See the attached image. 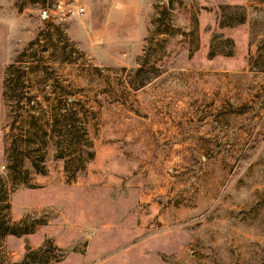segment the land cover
<instances>
[{
    "label": "rangeland",
    "instance_id": "1",
    "mask_svg": "<svg viewBox=\"0 0 264 264\" xmlns=\"http://www.w3.org/2000/svg\"><path fill=\"white\" fill-rule=\"evenodd\" d=\"M263 37L264 0H0V177L10 219L40 222L0 259L50 241L53 264H264ZM71 110L84 172L56 129L46 174L11 183L12 136Z\"/></svg>",
    "mask_w": 264,
    "mask_h": 264
},
{
    "label": "trees",
    "instance_id": "2",
    "mask_svg": "<svg viewBox=\"0 0 264 264\" xmlns=\"http://www.w3.org/2000/svg\"><path fill=\"white\" fill-rule=\"evenodd\" d=\"M241 22H244V18H242ZM248 64H250L252 71L264 73V37L255 44L254 56L249 58ZM6 75L10 78L9 80L13 78L11 80L13 82L12 85L17 87L21 76L9 73V70ZM4 86H7V81L4 82ZM21 92L20 95L23 94ZM6 95L7 93L4 90L3 96ZM24 106L32 109L35 105L28 103ZM24 106L19 105L17 107L22 110ZM31 119L32 121L28 123V128L32 131L25 135L12 136V141L8 144L6 151L8 180L11 183L28 184L29 170L35 175L46 174L44 165L45 148L54 138L51 135L55 133L56 129L59 134L54 143L56 146V159L68 160L64 164L63 172L67 179L70 181L75 180L84 172L85 161L83 154H86L87 161L92 160L94 157V154L90 151L92 144L90 142L87 145L84 143L86 142L84 138L87 137V134L85 129L78 125L80 119L77 117V113L71 110L69 113L62 115V117H54L52 123L46 122L45 124H40L39 119L34 116H31ZM65 153L70 155H63ZM25 160L29 162L28 169L23 166ZM8 195L7 184L0 177V243L7 236L20 237L32 234L35 227L40 224L39 221L29 222L27 217L18 222L12 221L9 216ZM62 258V251L50 241H46L37 249L26 248L24 255L17 262L0 259V264H53L60 262Z\"/></svg>",
    "mask_w": 264,
    "mask_h": 264
},
{
    "label": "built area",
    "instance_id": "3",
    "mask_svg": "<svg viewBox=\"0 0 264 264\" xmlns=\"http://www.w3.org/2000/svg\"><path fill=\"white\" fill-rule=\"evenodd\" d=\"M75 13H76L77 15H81V14L84 13V10H83L82 8H78V10H75Z\"/></svg>",
    "mask_w": 264,
    "mask_h": 264
},
{
    "label": "water",
    "instance_id": "4",
    "mask_svg": "<svg viewBox=\"0 0 264 264\" xmlns=\"http://www.w3.org/2000/svg\"><path fill=\"white\" fill-rule=\"evenodd\" d=\"M41 17L43 18L44 17V14Z\"/></svg>",
    "mask_w": 264,
    "mask_h": 264
}]
</instances>
